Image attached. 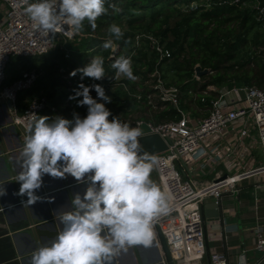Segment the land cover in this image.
I'll return each mask as SVG.
<instances>
[{"label":"clouds","instance_id":"clouds-1","mask_svg":"<svg viewBox=\"0 0 264 264\" xmlns=\"http://www.w3.org/2000/svg\"><path fill=\"white\" fill-rule=\"evenodd\" d=\"M12 2L14 8L23 7L33 28L45 36L68 25L64 35L71 37L83 29L85 20L95 30L97 19L108 11L106 0ZM109 33L117 40L124 36L117 24L110 25ZM112 44L109 39L103 47L108 49ZM111 67L116 70L114 79H137L131 58L121 56ZM77 72L82 74V80H102L104 58L95 56L70 75ZM93 88L101 100L111 101L101 84L80 83L69 98L83 97L78 105H87L86 117L74 114L73 120L56 117L49 122L48 116H40L28 126L21 152L22 170L16 177L21 185L16 194L28 198L22 201L24 206L42 199L36 190L41 188L45 174L58 178L70 175L78 183H88L83 195H74L71 210L57 217L62 230L50 244L32 254L31 264H111L114 256L131 246L152 245L155 219L171 211V195L151 179L157 160L142 152L141 128L118 118L110 120L111 112L105 103L91 96ZM3 195L4 188L0 191Z\"/></svg>","mask_w":264,"mask_h":264},{"label":"built area","instance_id":"built-area-1","mask_svg":"<svg viewBox=\"0 0 264 264\" xmlns=\"http://www.w3.org/2000/svg\"><path fill=\"white\" fill-rule=\"evenodd\" d=\"M220 2L249 6L246 0ZM0 5L5 9V19L0 22V99H8L16 107L19 93L33 88L40 73L36 69H26L18 78L6 84L7 69L12 59L17 56L48 54L56 48L55 37L72 41L77 40L81 34L74 33L71 37L64 35V29L69 28L64 25L60 32L45 36L33 28L22 6L14 8L12 0H0ZM255 8L258 10L257 19L264 23V6L256 3ZM147 45L157 52L158 59L147 79L142 81L143 86L132 92L131 86L124 81L125 77L117 80L114 79L115 75L107 86H119L135 98L133 106L129 107L130 111L144 107L161 110L166 105L176 110L175 119L155 122L133 117L128 122L130 126L139 125L140 128L146 123L149 127L147 133L159 134L168 144L167 150L153 156L157 160L154 167L159 180L164 190L171 195V211L156 218L154 224L160 226L170 254L177 264L202 260L207 254L212 264H229L230 258L226 252L209 251L207 248L203 206L208 202H216L223 207L224 212L222 201L225 193L237 192L246 180L264 174V86L227 83L206 85L200 90V81V86L189 90L190 94L198 89L205 94L214 91L216 95L210 100L209 113L197 117L182 107L181 87L168 83L164 78L162 65L172 57V52L156 35L138 32L130 46L114 44L109 58L118 59L121 52L122 56L131 58L133 65L135 56ZM145 87L148 91L143 92ZM47 105L45 95L32 97L22 113L18 114L15 110L13 124L21 127L28 135V126L34 118H40V113ZM259 151L262 159L258 157ZM216 220H222L225 227V217ZM255 239V248L264 259L263 230L257 229ZM239 256L243 258L244 264H263L261 259L251 263L246 260L245 254Z\"/></svg>","mask_w":264,"mask_h":264},{"label":"trees","instance_id":"trees-1","mask_svg":"<svg viewBox=\"0 0 264 264\" xmlns=\"http://www.w3.org/2000/svg\"><path fill=\"white\" fill-rule=\"evenodd\" d=\"M246 1L249 3L247 7L223 4L220 0H106L108 11L97 19L95 30L87 20L84 21L78 37L81 49L68 41L69 45H59L45 55L15 58L22 62L24 69H36L40 73L30 90L34 95H45L48 99L40 116H48L49 122L55 117L73 120L74 114L81 118L88 114L87 105H78V100L83 97L69 98L79 84H101L106 92L108 82L115 75L116 70L111 67L115 60L109 59L112 47L106 49L104 43L111 39L112 46L128 47L138 32H151L172 52V57L162 65L164 78L181 87L183 106L201 115L199 109L206 111L210 108V100L216 95L214 91L201 93L206 85L264 86V23L257 19L258 10L255 8L256 3L264 6V0ZM113 5L120 11L117 12ZM112 24L121 27L124 32L121 39L117 40L109 33ZM97 53H102L100 56L104 58L105 77L102 80L88 77L82 80L80 72L70 75L73 70L86 66ZM121 56L119 52L117 57ZM157 59L158 54L150 45L140 49L132 65L137 79L124 78L132 92L143 86L142 81L154 69ZM197 64L210 68L211 73L196 79L194 68ZM200 81H204L200 90L190 94L189 90L196 88ZM113 89L110 102L101 100L94 88L90 94L98 102L105 103L111 112L110 120L118 118L128 123L133 118L129 119V107L133 106L135 98L119 86ZM146 91L147 87L143 92ZM193 102L197 104L196 108ZM142 110L147 116L138 117L155 122L177 118L171 105L161 110L146 107Z\"/></svg>","mask_w":264,"mask_h":264},{"label":"crops","instance_id":"crops-1","mask_svg":"<svg viewBox=\"0 0 264 264\" xmlns=\"http://www.w3.org/2000/svg\"><path fill=\"white\" fill-rule=\"evenodd\" d=\"M4 19L5 9L0 5V22H3ZM15 61L17 63H14ZM10 64L21 67L17 76L12 77L11 73L8 75L12 82L26 69L22 62L17 61L15 57ZM7 83L9 82L7 81ZM30 90L19 93L16 107L8 99H0V156H3L2 159L0 158V191L3 188L6 189V195L0 196V264H22L20 249L37 244L38 238L47 242L55 238L63 227L57 217L62 212L71 210L74 195L77 193L83 195L88 187L87 182L78 183L70 175L58 178L45 174L41 188L36 190V195L42 197L41 200L27 207L22 203V201H27V196L16 194L21 186L16 177L22 170L21 152L27 134L21 127L13 124V116L15 110L18 114L22 113L31 98L38 96ZM192 105L197 106L195 102ZM182 107L197 117L209 113V108L206 111L200 108V115L191 108H185L183 104ZM138 109L140 110V108ZM145 115L147 116V112ZM8 173L14 175L9 178ZM151 179L164 190L155 167L151 173ZM6 182L9 183L5 184ZM262 183H264V174L246 180L242 184V190L224 194L222 204L225 227L222 220L220 222L215 217H207L203 211L206 220L207 248L209 251L223 250L226 252L230 258L229 264H244L240 254H245L248 262L252 263L261 259L264 264L263 256L255 248L257 229L264 232V186ZM50 211L53 215L54 225L44 228L37 234L31 230L34 228L33 226H25L29 215L31 217L48 216ZM226 224L230 225L226 228ZM19 230H30L31 234L14 237V231ZM153 231L152 245L147 247L143 245L131 246L126 251H121L114 256L111 264H177L164 246L165 240L158 224L153 225ZM196 261L193 264H212L209 255ZM183 263L190 264L191 261Z\"/></svg>","mask_w":264,"mask_h":264},{"label":"water","instance_id":"water-1","mask_svg":"<svg viewBox=\"0 0 264 264\" xmlns=\"http://www.w3.org/2000/svg\"><path fill=\"white\" fill-rule=\"evenodd\" d=\"M111 59V58H109ZM195 75L199 78H201L204 75L210 74L211 70L210 68H203L200 64H197L194 68ZM143 135L140 138L141 141V148L142 152H147L150 155H155L160 152H164L165 150L168 149V144L166 140L161 137L157 133H147V132H142ZM3 156H0L2 159ZM4 159V158H3ZM8 177H12L13 175H10L8 173ZM9 182H6L5 184H8ZM204 215L207 217H215L216 219H221L223 217V207L217 204L216 202H208L204 204ZM53 215L51 211L49 212L48 216L47 215H42V216H28V220L25 221V226L31 225L34 228L31 230L37 234V232H40L44 228L50 227L54 225L53 222ZM35 225V226H34ZM31 234L30 230H19L17 232L14 231L13 236L18 238V236L22 235H27ZM51 242V241H50ZM50 242H47L43 239L38 238L37 244L33 246H29L28 248L20 249V256H21V262L22 264H31V256L32 254L41 246H45L47 244H50ZM165 248L168 251V254H170L169 248L166 245L165 242Z\"/></svg>","mask_w":264,"mask_h":264},{"label":"rangeland","instance_id":"rangeland-1","mask_svg":"<svg viewBox=\"0 0 264 264\" xmlns=\"http://www.w3.org/2000/svg\"><path fill=\"white\" fill-rule=\"evenodd\" d=\"M54 41H55V44H56V47L57 46H59V45H64V44H67V45H69L70 44V42H68V41H66L65 42V40H64V38H61V39H56V37H55V39H54ZM78 43H80V40L79 39H77V40H72V43L71 44H73L74 46H76V47H78V48H80L81 49V46L78 44ZM56 49V48H55ZM54 49V50H55ZM100 55H102V53H97L96 54V56H100ZM23 58H26V57H23ZM14 59V58H13ZM12 59V60H13ZM12 62V61H11ZM14 63H17L16 61L14 62ZM21 70V67H19V65H18V67H16V66H13L12 64H10L9 65V67H8V69H7V74L9 75L10 73H11V75H12V77H14V76H17L18 74H19V71ZM7 81L9 82V83H11L10 82V78H9V76H8V78H7V80H6V84H9V83H7ZM202 83H204V81L203 82H201V84ZM113 86H111V87H108V89H107V91H106V93H107V95L109 96V95H111L112 93H113V88H112ZM32 89V88H31ZM195 108H196V106H194ZM139 110V109H138ZM138 110H132V111H129V113H130V115H129V118H132V117H138V116H140V115H145V110H142V109H140L139 111ZM141 130H142V132H147V131H149V127H148V125L146 124V123H143L142 125H141ZM258 157H259V159H262V155H261V151H259L258 152ZM208 177H210V175L208 176Z\"/></svg>","mask_w":264,"mask_h":264},{"label":"bare ground","instance_id":"bare-ground-1","mask_svg":"<svg viewBox=\"0 0 264 264\" xmlns=\"http://www.w3.org/2000/svg\"><path fill=\"white\" fill-rule=\"evenodd\" d=\"M197 262V261H196ZM190 264H193V262H191Z\"/></svg>","mask_w":264,"mask_h":264}]
</instances>
